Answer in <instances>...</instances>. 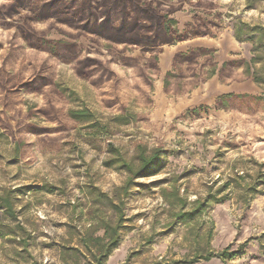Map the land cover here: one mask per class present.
Returning <instances> with one entry per match:
<instances>
[{
	"label": "rangeland",
	"instance_id": "374dc122",
	"mask_svg": "<svg viewBox=\"0 0 264 264\" xmlns=\"http://www.w3.org/2000/svg\"><path fill=\"white\" fill-rule=\"evenodd\" d=\"M49 1L0 0V264H90L82 239L116 220L100 195L129 178L117 158L157 148L105 264H264V0Z\"/></svg>",
	"mask_w": 264,
	"mask_h": 264
},
{
	"label": "trees",
	"instance_id": "16d2710c",
	"mask_svg": "<svg viewBox=\"0 0 264 264\" xmlns=\"http://www.w3.org/2000/svg\"><path fill=\"white\" fill-rule=\"evenodd\" d=\"M11 2H12V5L9 6V9L14 10L18 8V6H24L28 4L29 2H33V0H11ZM84 4H87L89 6L91 4V1L86 0L84 1ZM43 6H44L45 13L47 12L50 13L51 9H54L55 7H57L56 10H53V12H55L54 14L56 15L62 14L60 13L61 10L58 7L56 0L45 2ZM145 11L147 14L146 15L147 20L150 21L151 23L157 22L160 26L159 28L161 30V35L163 39L165 38V41L169 42L168 38L171 35V27L167 25V23L165 22L166 17L163 16L161 17V20L159 19L157 20L155 14L151 10H145ZM44 12L42 11L39 13L41 14ZM81 13L83 14V11H81ZM73 14H74L75 19L81 18L78 15V13H73ZM40 17L41 15L37 16V18H40ZM125 20L128 21L129 19H125ZM124 25H126L127 28H130L132 27L133 24L128 25L127 23H124ZM124 25L122 26V29H124ZM122 29L121 28L118 29V33L120 37L125 36V35L120 34V31ZM100 30L103 31V27H101ZM122 34H124V32ZM49 50L51 52H54L53 48H50ZM227 98H232V95L223 97V99H227ZM69 118L76 123H86V122L91 123L93 119V114L88 110H72L69 112ZM110 146L113 148L112 145ZM112 150H116V149L113 148ZM115 152L117 156H120L117 151ZM162 156H163V151L161 148L155 149L151 153L150 156L146 155V153L142 151L138 157L139 166L137 169H134V167L130 163L126 161H121L120 160L122 159L121 157L117 158L118 163H121V166H122L120 167L122 168L120 170H125V172L129 174V178L127 182L125 183L123 187L119 189V192L122 193V198L127 196L128 190L134 180L149 178V177H153L159 174ZM100 198H102V202H104V200L107 199L106 202H108L107 204H109V208L115 214L116 220H115V223L107 222L102 225L101 229L104 232L103 237L93 238V237L88 236L87 238L82 239L81 242L86 252L88 253V256L90 257V264H105L107 262V259L112 254V252L115 249H117V247L119 246L120 239H121V232L123 229L126 228L124 226L126 219L122 211V208H123L122 198L121 199L120 198L119 199L118 198L108 199V197L105 195H100ZM210 202H211L210 199L209 200L208 199H205V200L198 199L192 204H190L191 209L189 211H185L187 202L184 200V212L178 214L177 217L180 219L181 222L190 223L197 216H199L202 212H204V210L206 209V206ZM0 209L5 210L9 214H13V210H14L13 203L9 196L0 198ZM227 256H228V253L226 252L216 253V254L208 253L207 255H204V256L201 255L200 257H195L193 261H191L190 263H185V264H194L197 262L195 261L197 259H202L206 262H210L213 259L223 260ZM173 264H181V263L176 262Z\"/></svg>",
	"mask_w": 264,
	"mask_h": 264
}]
</instances>
